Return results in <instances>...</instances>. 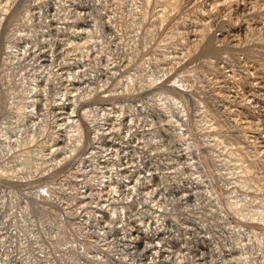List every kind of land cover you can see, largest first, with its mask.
<instances>
[{
    "label": "rangeland",
    "instance_id": "374dc122",
    "mask_svg": "<svg viewBox=\"0 0 264 264\" xmlns=\"http://www.w3.org/2000/svg\"><path fill=\"white\" fill-rule=\"evenodd\" d=\"M163 2L0 0V264H264V0Z\"/></svg>",
    "mask_w": 264,
    "mask_h": 264
},
{
    "label": "bare ground",
    "instance_id": "6f19581e",
    "mask_svg": "<svg viewBox=\"0 0 264 264\" xmlns=\"http://www.w3.org/2000/svg\"><path fill=\"white\" fill-rule=\"evenodd\" d=\"M145 1V4H148L149 3V1L150 0H144ZM180 1H182V0H164V2H163V4L164 5H167V7H169V8H177L178 6H180ZM258 3V2H257ZM166 7V8H167ZM179 8V7H178ZM146 9H147V6H146ZM147 12V10H144L141 14H142V17H145V15H146V12ZM162 14V13H161ZM4 16H5V14H4ZM142 17H141V19H142ZM159 17V16H158ZM160 18V20L158 19V21H161L163 18H165V15H161V17H159ZM4 18L3 17H1L0 18V23L2 22V20H3ZM134 21V20H133ZM162 22V21H161ZM134 23V22H133ZM136 23V22H135ZM138 23H139V21H138ZM152 28V27H151ZM173 31V30H172ZM206 35V33H205V31H202V33H201V39L204 37ZM262 37V36H261ZM260 37V38H261ZM182 39V38H181ZM196 41H194V43H195ZM263 43V42H262ZM261 43V44H262ZM198 44L196 43V46H197ZM260 52V51H259ZM260 53H262V52H260ZM264 55V54H263ZM261 56H262V54H261ZM49 59L50 58H48V59H44V61L43 62H45V63H47V62H49ZM51 62V61H50ZM64 104H66V102H63ZM64 106V105H63ZM62 106V107H63ZM64 107H66V106H64ZM237 153V152H236ZM239 153V152H238ZM237 155V160L238 161H241L242 163V165H243V167H244V169H245V171L247 172V175H246V181L245 182H250V183H252L253 185H261L262 187H264V182H262V181H259V182H256V179L253 177V175H252V173H251V168L253 167L252 165H246V164H244V162H243V159H242V155H240V154H236ZM244 158V157H243ZM246 163V162H245ZM252 166V167H251ZM261 180V179H260ZM264 181V180H263ZM256 186V187H257ZM261 186H259V188L261 187ZM37 194V193H36ZM43 194V193H42ZM254 200V199H253ZM262 214H264V211L263 210H261V211H259V212H256V213H252V214H249V216H251L252 218H256L257 216H260V215H262ZM250 217V218H251ZM151 235V234H150ZM153 236H155V234L153 233L151 236H149V237H153ZM158 245H159V243H158ZM157 246V245H156ZM159 247H160V245H159ZM159 247H156V248H159ZM162 247V246H161ZM161 247L158 249L159 250V252L161 251ZM165 251V250H164ZM163 252V251H162Z\"/></svg>",
    "mask_w": 264,
    "mask_h": 264
}]
</instances>
